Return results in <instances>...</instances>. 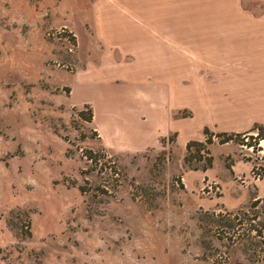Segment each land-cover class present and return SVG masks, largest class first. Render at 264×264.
<instances>
[{"label": "rangeland", "instance_id": "obj_1", "mask_svg": "<svg viewBox=\"0 0 264 264\" xmlns=\"http://www.w3.org/2000/svg\"><path fill=\"white\" fill-rule=\"evenodd\" d=\"M104 1L0 0V264H264V238L255 246L263 260L252 261L249 243H232L217 224L264 225V139L253 131L264 126V99H231L221 83L156 84L141 71L149 68L131 67L134 80L112 84L126 92L167 86L159 108L171 102L194 113L176 112L186 117L172 125L178 141L174 132L141 152L107 148L90 107L77 106L104 102L94 80L103 66L77 72L98 55L93 19ZM113 1L171 12L159 22L190 30L175 37L194 58L203 56L198 43L243 37L193 30L264 27V0ZM203 91L208 107L197 98ZM117 101L140 107L134 97ZM216 110L221 120L209 126ZM230 123L238 130L215 129ZM201 135L205 149H188Z\"/></svg>", "mask_w": 264, "mask_h": 264}, {"label": "crops", "instance_id": "obj_2", "mask_svg": "<svg viewBox=\"0 0 264 264\" xmlns=\"http://www.w3.org/2000/svg\"><path fill=\"white\" fill-rule=\"evenodd\" d=\"M115 3L116 1L106 0L103 4L107 9L102 7L100 11L94 13V39L97 48L93 49L98 52V55L96 54L92 61L90 59L92 56L88 54L85 64L77 71L88 75L90 69L103 66V70H100L94 79L99 82L97 89H101L103 85L100 90L104 98L103 105H95L96 103L88 99L83 100L81 105L74 103L77 106L89 105L92 108V123L107 148L131 153L141 152L157 145L161 139L174 132H177L178 141L179 133L172 125H174V120L186 117H175L176 112L185 108L193 112V109L186 105L175 107L171 105V102L161 110L159 106L162 101L157 102V100H163L167 86H151L152 91H143L139 88L126 92L127 88H119L112 84L116 80L124 83L134 80L130 74L134 73L129 69L131 67L149 68L148 72L147 69H141V71L143 70L149 76L148 80L152 78L153 81L154 79L156 84L221 83L230 90L231 99H264V27L193 30V32L206 31L207 34L243 37L240 43L226 42L220 47L216 46L215 42L211 45L212 47H204L198 43L196 47L201 50L203 56L194 58L189 52L191 44L189 43V49L188 47L185 49L184 43L175 37L182 31L188 35L190 30L168 28L159 22L164 15L173 17L171 12H160L155 8L153 10L152 4L149 5V9L141 10V7H137L138 9L135 10L133 8L136 3ZM251 36L253 37L250 41ZM254 41L255 46L252 43L248 46L244 45ZM190 56L194 59L193 63H191ZM106 68L110 70L106 71ZM251 68L258 69L251 70ZM94 80L89 79V84L93 85L90 81ZM152 81L149 82L153 84ZM75 92L76 88L71 86V96L75 95ZM118 95L137 98L140 101L138 102L140 107L129 103L123 105L122 109L124 102L117 101L114 104V99ZM207 96L205 91L197 94V98L202 99L204 107H208L205 103ZM141 100L149 101L151 106L141 103ZM198 102L201 101L198 100ZM213 112L212 115L215 113L217 118L212 117L207 123L209 126L215 125L216 120H221L222 111ZM232 113L224 112V115L226 114L232 120L235 115ZM257 122L261 123L260 120ZM205 125L203 129L208 128ZM218 128L224 131L238 130L231 123L230 126L215 127V129ZM202 136L193 140L201 141ZM186 144L187 140L184 146ZM258 189L264 196V178L261 181V188Z\"/></svg>", "mask_w": 264, "mask_h": 264}, {"label": "trees", "instance_id": "obj_3", "mask_svg": "<svg viewBox=\"0 0 264 264\" xmlns=\"http://www.w3.org/2000/svg\"><path fill=\"white\" fill-rule=\"evenodd\" d=\"M89 106V105H87ZM90 107V106H89ZM90 112L88 119L91 121L93 119V111L90 107ZM259 131L258 137L259 139H264V126L257 125L253 128V131ZM207 143H210V140H206ZM256 144H250L251 147H254ZM191 146H196L197 151L200 153L202 150L205 149V143L201 141H192L189 142L187 145V148L189 149ZM90 159H93L92 156H90ZM112 171V169H111ZM83 190V189H82ZM84 191V190H83ZM261 202L260 198L256 199L255 202L252 204V206L256 207ZM230 215V214H229ZM234 213H231V216H233ZM235 215L234 217H236ZM218 226L221 228V231L223 232V235L225 238L232 240V243H236L237 241L242 240L243 242L249 243L247 246V253L252 250L253 253L250 252V258L252 261H256L255 258H261L258 253V249L255 248V246H259L257 243L258 239L264 238V225L261 226L260 222H217ZM257 243V244H256ZM263 250L261 249V252ZM263 260V259H262Z\"/></svg>", "mask_w": 264, "mask_h": 264}, {"label": "built area", "instance_id": "obj_4", "mask_svg": "<svg viewBox=\"0 0 264 264\" xmlns=\"http://www.w3.org/2000/svg\"><path fill=\"white\" fill-rule=\"evenodd\" d=\"M256 172H257V171H254L255 175L260 176V173H261V172H257V173H256ZM207 187H208V190H210V191H208V193L212 192V190H213V186H209V184H208Z\"/></svg>", "mask_w": 264, "mask_h": 264}]
</instances>
